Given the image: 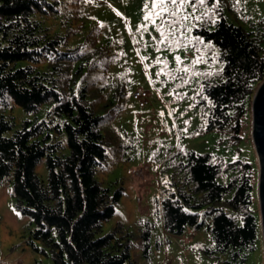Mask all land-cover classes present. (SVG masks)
Returning a JSON list of instances; mask_svg holds the SVG:
<instances>
[{"label":"trees","instance_id":"1","mask_svg":"<svg viewBox=\"0 0 264 264\" xmlns=\"http://www.w3.org/2000/svg\"><path fill=\"white\" fill-rule=\"evenodd\" d=\"M60 6L59 0H0V187L12 184L17 209L35 224L31 244L40 251L35 242L40 243L53 264H135V242L140 238L148 258L156 225L147 223L139 237L119 223L100 237L124 191L97 178L116 146L112 123L123 108L129 76L120 73L118 82L106 79L119 61L109 45L68 49V37L51 32L46 20L63 17ZM214 25L195 31L219 49L224 63L220 80L203 85L209 100L202 103L208 111L205 130H230L238 138L264 81V19L255 31L225 18ZM98 74H103V84L96 80ZM12 103L29 115L45 107L47 119L26 121L7 136L14 128L13 118L5 116ZM182 158L155 202L165 234L183 236L211 219L207 229L214 250L206 252L230 254L235 264H246L257 241L252 166L194 151L183 152ZM43 161L47 182L36 172ZM228 173L235 174L232 181L221 184L219 178Z\"/></svg>","mask_w":264,"mask_h":264},{"label":"rangeland","instance_id":"2","mask_svg":"<svg viewBox=\"0 0 264 264\" xmlns=\"http://www.w3.org/2000/svg\"><path fill=\"white\" fill-rule=\"evenodd\" d=\"M59 2L63 17L46 20L51 32L67 36L68 49L80 45L90 48L94 43L109 45L119 61L111 66L106 79L118 82L120 73L129 76L123 108L112 123L117 132L113 140L116 146L110 149L106 168L97 174L99 181L113 190L123 189L124 195L99 236L110 234L120 223L140 237L150 222L156 225L149 243L150 255H143L139 238L132 250L135 264H235L230 254L211 256L206 252L214 250L207 229L211 219L206 218L207 225L201 229L188 228L183 236H169L155 214L156 199H161L174 176L176 162L183 161V152L194 151L227 164L244 162L252 166L251 208L257 221V241L255 250L247 253L246 264H264L261 165L253 140L252 107L243 118L238 138L230 130H205L208 111L202 103L209 100L202 94L203 85L220 80L224 63L219 49L195 32L202 27L214 28L215 21L222 18L246 31H255L264 19V0ZM96 80L103 84V74ZM137 92L152 93L144 98V107L135 97ZM46 112L44 107L39 114L29 115L12 103L5 116L13 118L14 128L7 136L21 130L26 121L46 120ZM36 172L47 182L45 161ZM234 175H223L219 182L226 185ZM11 189L10 182L0 187V264H53L51 255L41 252L40 243L35 242L40 251L31 244L35 224L17 209ZM237 221L242 223L240 217Z\"/></svg>","mask_w":264,"mask_h":264},{"label":"water","instance_id":"3","mask_svg":"<svg viewBox=\"0 0 264 264\" xmlns=\"http://www.w3.org/2000/svg\"><path fill=\"white\" fill-rule=\"evenodd\" d=\"M253 140L260 160L261 175L259 182V198L264 229V81L257 88L252 99Z\"/></svg>","mask_w":264,"mask_h":264},{"label":"built area","instance_id":"4","mask_svg":"<svg viewBox=\"0 0 264 264\" xmlns=\"http://www.w3.org/2000/svg\"><path fill=\"white\" fill-rule=\"evenodd\" d=\"M152 93H149V92H137L136 93V98L137 99H140L139 102H140V106L144 107L147 103V101L144 99L145 97H148L150 96ZM143 168V167H142ZM148 169V167H147ZM140 170V169H139ZM137 171V170H136Z\"/></svg>","mask_w":264,"mask_h":264}]
</instances>
